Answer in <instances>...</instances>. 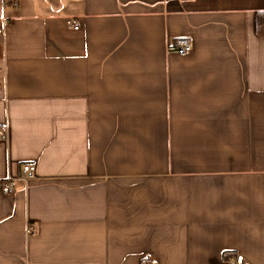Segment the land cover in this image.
<instances>
[{
	"label": "crops",
	"instance_id": "crops-1",
	"mask_svg": "<svg viewBox=\"0 0 264 264\" xmlns=\"http://www.w3.org/2000/svg\"><path fill=\"white\" fill-rule=\"evenodd\" d=\"M16 2L0 264H264V0Z\"/></svg>",
	"mask_w": 264,
	"mask_h": 264
},
{
	"label": "built area",
	"instance_id": "built-area-1",
	"mask_svg": "<svg viewBox=\"0 0 264 264\" xmlns=\"http://www.w3.org/2000/svg\"><path fill=\"white\" fill-rule=\"evenodd\" d=\"M10 3L12 4L13 7L17 6L16 0H10ZM7 18H3V25L0 28V34L4 33V28L6 24L8 23ZM70 25L78 29L80 27L79 23L75 20H69ZM177 53L181 55H187L191 53L192 51V45L190 41L187 38H180L178 39V43L175 47L171 48ZM170 49V50H171ZM7 137V133H2L0 132V139H4ZM36 178V166L33 164H26L23 166V175L21 179L28 184L31 180ZM3 191L6 194H12L15 192V187L14 183L12 182L11 179H8L6 183L3 186ZM30 231V230H29ZM148 264H158L157 260H151ZM222 264H252L250 261L246 260L242 255H239L237 257L231 258V259H226L223 261Z\"/></svg>",
	"mask_w": 264,
	"mask_h": 264
}]
</instances>
